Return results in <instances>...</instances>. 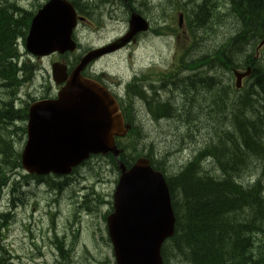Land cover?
<instances>
[{
  "label": "trees",
  "instance_id": "16d2710c",
  "mask_svg": "<svg viewBox=\"0 0 264 264\" xmlns=\"http://www.w3.org/2000/svg\"><path fill=\"white\" fill-rule=\"evenodd\" d=\"M198 1L191 4L194 8L189 7L188 16L195 25L196 36L217 32L225 17L234 18L237 32L225 41L226 47L214 48L209 57L201 59L209 63L210 77L198 78L195 86L191 82L193 90L204 82L209 98L198 103L204 108L192 98L185 107L175 104L172 111L169 104L148 105L150 112L178 122L182 126L180 136L193 135L196 126L204 128L209 123L222 122L214 136L201 137V142L206 143L204 148L182 167H168L163 160L154 159L152 153L146 156L152 168L165 176L175 217L174 235L161 250L163 264H264V238L260 237L264 236V132L258 131L264 128V61L254 58L255 48L264 38V0H226L229 12L214 0ZM74 6L77 7L75 3ZM19 7L16 3L0 2V93L4 95L0 97V189L8 183L13 185L20 173V152L12 139L18 133L11 129L15 122L27 119L13 110L6 97L13 98L18 86L28 81L24 72L23 80H19L15 39H25L32 15L16 22L14 13ZM245 67H251L252 73L236 90L232 71ZM137 95L141 97L140 93ZM248 124L256 126L252 129ZM131 138L135 145L128 148L129 155L123 156L127 165L144 155L145 142H149L140 134ZM108 158L114 166L112 157ZM259 165L263 167L259 169ZM248 172L254 181L244 187L241 181L247 179ZM85 199L80 208L87 213L96 212L101 205L98 202L93 210ZM8 217L9 214L0 215V228L8 224ZM0 264H16L15 256L1 241Z\"/></svg>",
  "mask_w": 264,
  "mask_h": 264
},
{
  "label": "water",
  "instance_id": "95a60500",
  "mask_svg": "<svg viewBox=\"0 0 264 264\" xmlns=\"http://www.w3.org/2000/svg\"><path fill=\"white\" fill-rule=\"evenodd\" d=\"M70 7L61 0H50L43 6L30 26L28 51L50 54L74 50ZM131 25L136 32L145 29L143 20L135 15ZM94 56L84 58L70 78L65 67H54V83L66 82V86L55 100L41 101L30 109L21 154L26 172L67 175L90 155L112 153L117 159L120 150L114 145V137L126 131L118 107L97 83L80 75ZM247 75L236 74L237 86ZM118 169L121 176L114 193V211L107 218L116 264H163L161 247L173 236L175 222L166 182L144 159L128 170L120 162Z\"/></svg>",
  "mask_w": 264,
  "mask_h": 264
},
{
  "label": "rangeland",
  "instance_id": "374dc122",
  "mask_svg": "<svg viewBox=\"0 0 264 264\" xmlns=\"http://www.w3.org/2000/svg\"><path fill=\"white\" fill-rule=\"evenodd\" d=\"M16 1H22L18 4L27 9H33L37 4L34 0ZM38 1L41 3L44 0ZM189 1L190 0H154L153 4L159 7L156 10L155 17L158 13L162 15V11L164 10V14H167L166 19L169 24H171L172 17L175 15V10L178 8L184 10L185 7L183 6L185 4L189 3V5H191L193 3H190ZM197 1L198 0H195L194 2ZM218 1L225 5V0ZM197 5H200V3ZM106 7L110 6L106 5ZM192 8H194V6ZM151 13H153V11ZM177 19L178 15L176 14L174 16V24L177 23ZM223 19L226 20L221 23L222 25L216 30L217 32H211L208 36L200 35L198 36V42L194 40L190 42L188 52L194 63L200 60L196 59L198 56H204L208 52H211L214 48L226 47L227 43L222 42L221 38L227 37V33L231 30L232 34L237 32L234 18L225 17L221 20ZM105 20V29L99 34H95V32L91 33L88 29L85 36L89 38L81 40L82 49L119 35L126 26L125 24L119 23V20L111 22L108 14H106ZM185 24H187V22ZM144 40L145 39L140 42V45L143 44ZM164 40L167 41L168 39L165 38ZM165 41H155L151 44L147 51H144L142 47H139L138 49L130 48L126 51L101 60L97 63V65L105 69V71L114 79H126L128 76H131L134 71H137V69L144 63L152 60L160 62L162 59L167 58L169 52L163 45L165 44ZM130 54H132L131 58L129 57ZM259 54V57L264 59V48L260 50ZM235 56L239 57L238 55ZM74 57H76V55L68 57V60L72 61ZM55 61L59 60L52 57L41 61L42 67L45 69L43 72L44 78L41 79V83L45 86L51 85L49 83L51 80L50 65ZM204 70L205 65H200V68L197 67L196 70H194L197 71V75L192 78V81L196 82L198 78L203 79L205 75ZM38 85H36V87H38ZM204 87L205 84L202 82L196 90L192 89L191 92L188 89V86H183V84H181V87H176V91H170L171 93H174L172 96H168L166 98L167 100H171L173 105L177 104L182 107H185V105L188 104V99L190 100V98H192L193 102L196 103L198 107H203L204 104L200 105L201 102L209 98V94L204 91ZM31 88L33 87H25L21 91L23 99H27V93H30L34 97H40L41 92L33 93ZM51 88L54 90L53 84ZM0 95V97H2L1 93ZM11 100L14 99L9 98L8 102ZM17 107L20 106L18 105ZM197 109L195 107V110ZM13 110L15 112H19V110L15 107ZM194 116L195 115L193 114V118ZM137 117L140 124L147 125V130H145L141 125L143 128L141 129V132L146 134L147 131L148 134L146 136L149 137V142H145L146 147L144 149V154L149 152L152 153L154 155V159L163 160L165 165L168 167L172 165L182 167L189 161L196 158L195 155L199 154V150L203 149L206 144L201 142V137L203 138V135H208V138L209 136H214V133L217 132L220 123H222H209L207 127L204 125V128H198L196 126L194 128V132L196 131V134L194 132L193 135L192 133L191 135L185 134L186 138L185 135L180 136L175 131V143L172 137H170V134H167L169 123L167 121H163L160 125H158L156 123L146 121V113L144 109L140 108L139 103L137 104ZM226 124L229 127V120ZM15 126L17 131H19L20 126L17 122ZM249 126L253 129L256 125L250 124ZM258 128L259 127H257V129ZM260 128L261 129H258V131L264 132V128ZM200 130L203 131V134H200ZM150 146H152L153 149ZM259 166V169L263 167L261 165ZM84 168H82L83 170L81 169L79 173L81 176L79 181L70 183L69 187L62 195V200L60 199V203L58 205L55 204V206L49 207L48 203L57 198V193L48 192L47 189L44 188L36 191H28L23 188L20 189L21 192L17 190L13 193L11 207L17 206L21 200L24 202L25 206H19L17 208L13 223L9 225V229L5 230L3 234L5 235L4 245H6L7 248L12 251L13 255L17 257L15 258L16 261L22 264H114L111 245L109 242L106 243L107 233L105 234L104 230L106 227L104 220L102 219V215L109 209V205L102 208L101 212L97 215H95V213H81L79 217L76 218L77 222L74 223L73 214L76 212V205L73 203L72 194L75 192L76 197H82V195L85 194L84 191H81L82 187L95 186L94 190L102 197H105V202L111 203L117 175L112 170L109 162L105 159H91L89 167ZM92 170L98 173V177L92 173ZM250 174L251 173L248 172L247 179L245 178V181L242 180L241 182L250 183ZM101 181H105L104 184L101 183ZM14 198L16 199L14 200ZM90 198L93 200L92 197ZM10 199V188L0 192L1 211H8L7 209L10 207ZM91 204V208L94 209L93 207L95 204H93V201ZM51 210L57 214L54 219V224L60 233L64 232V239L61 237L60 239L54 241L51 239L53 231L49 230V228L51 227L53 219L52 216L48 214ZM7 219L12 218L8 217L5 220ZM236 220L238 221V219ZM243 220H245V218L239 219V221ZM100 229L102 233L100 232ZM101 235L105 241L101 239ZM260 237L264 238V236L261 235ZM57 241L64 242V246H62L60 251L57 250L55 246ZM74 241L76 244L75 249L70 244Z\"/></svg>",
  "mask_w": 264,
  "mask_h": 264
},
{
  "label": "flooded vegetation",
  "instance_id": "af4514ba",
  "mask_svg": "<svg viewBox=\"0 0 264 264\" xmlns=\"http://www.w3.org/2000/svg\"><path fill=\"white\" fill-rule=\"evenodd\" d=\"M184 34V32H183ZM177 40H180V36L177 38ZM182 46H185V42H183ZM172 69H183V70H191L190 67H186L184 65H175L174 63L171 64ZM194 73H190V75L184 77V84L183 86H188V89L192 92V78L194 77ZM191 81V82H190ZM181 81L179 82L178 86L181 87L180 85ZM143 86V93L144 97L142 98L143 102L145 104H148L149 101L152 102H161L163 100V95L161 91L164 88V81H162L159 78H155L151 75L150 70L147 69L146 77L143 80L142 83ZM59 90V88H58ZM173 89L171 88L170 91ZM188 95V94H187Z\"/></svg>",
  "mask_w": 264,
  "mask_h": 264
},
{
  "label": "bare ground",
  "instance_id": "6f19581e",
  "mask_svg": "<svg viewBox=\"0 0 264 264\" xmlns=\"http://www.w3.org/2000/svg\"><path fill=\"white\" fill-rule=\"evenodd\" d=\"M188 63H194V61L193 60H189L188 61ZM206 65H205V73H207V71H206ZM198 68H200V67H198ZM196 70V69H195ZM191 73H194L195 75H194V77H196V75H197V71H192ZM184 79V78H183ZM181 80V83H180V85L181 84H184V80ZM192 83H194V86L197 84V82L195 83L194 81H192ZM168 102H167V104H169L170 105V107L171 108H169L171 111L173 110V107H174V105L172 104V101L171 100H167ZM10 102V104H12V107L14 108V106H13V102H14V100H11V101H9ZM160 103H162V102H160ZM150 153V152H149ZM149 153H145L144 155L145 156H148V155H150ZM203 159L204 158H202V161H203ZM192 161V160H191ZM191 161H189V162H191ZM188 162V163H189ZM187 163V164H188ZM186 165V164H185ZM254 181V180H253ZM253 181L252 182H250V184H249V182H247V183H245V182H242L245 186L244 187H248L247 185H251L252 183H253ZM17 198V197H16ZM16 198H14V200L16 199ZM20 202V201H19ZM55 240H57V239H55ZM55 246H56V249L58 250V246L60 247V248H62V246H64V242H56V244H55Z\"/></svg>",
  "mask_w": 264,
  "mask_h": 264
}]
</instances>
